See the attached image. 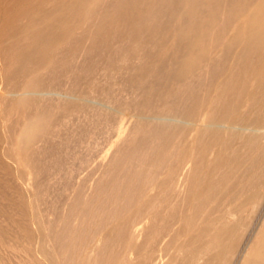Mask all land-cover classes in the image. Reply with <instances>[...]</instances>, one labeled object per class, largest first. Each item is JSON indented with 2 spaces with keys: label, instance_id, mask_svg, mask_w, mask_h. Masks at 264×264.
<instances>
[{
  "label": "bare ground",
  "instance_id": "bare-ground-1",
  "mask_svg": "<svg viewBox=\"0 0 264 264\" xmlns=\"http://www.w3.org/2000/svg\"><path fill=\"white\" fill-rule=\"evenodd\" d=\"M0 264H264V0H0Z\"/></svg>",
  "mask_w": 264,
  "mask_h": 264
},
{
  "label": "rangeland",
  "instance_id": "rangeland-1",
  "mask_svg": "<svg viewBox=\"0 0 264 264\" xmlns=\"http://www.w3.org/2000/svg\"><path fill=\"white\" fill-rule=\"evenodd\" d=\"M96 97H98L97 99L101 100L99 97H102V95H97ZM71 118L73 120H75L74 117H71ZM116 128H117V123L113 122L108 127H106V129H104L102 132L98 133L97 135H95L93 137V139H92V141H91V143L89 145V148L87 150L88 160L83 161V162H79L78 164H76L74 166L75 169L72 171V173L71 172H67L66 176H65V182H71V181L77 180V179L81 180L82 178H84L90 172L92 167L99 161V158H101V156L104 154L105 151H103V150H106L108 148L107 146H109L108 144H110V141L112 140L111 138H113V139L115 138V136H116ZM110 136H112V137H110ZM81 164H83V165H81ZM82 171H84V172H82ZM51 194H53V191H51ZM44 200L48 201L47 203L51 204L52 201H53V198H51V199L48 198V200L47 199H44Z\"/></svg>",
  "mask_w": 264,
  "mask_h": 264
}]
</instances>
